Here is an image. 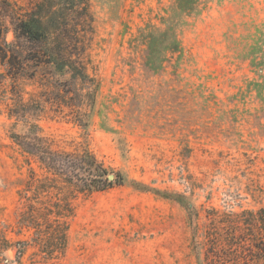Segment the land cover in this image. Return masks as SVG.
<instances>
[{"label":"rangeland","instance_id":"rangeland-1","mask_svg":"<svg viewBox=\"0 0 264 264\" xmlns=\"http://www.w3.org/2000/svg\"><path fill=\"white\" fill-rule=\"evenodd\" d=\"M37 1L10 2L27 21ZM52 3L65 9L46 23L69 30V54L54 60L19 39L17 74L0 62V264H258L264 0ZM3 21L13 44L15 21ZM33 133L54 151L86 147L123 177L71 199L51 257L38 245L50 231L31 223L43 220L37 197L61 194L34 195L42 173L14 142Z\"/></svg>","mask_w":264,"mask_h":264},{"label":"trees","instance_id":"trees-1","mask_svg":"<svg viewBox=\"0 0 264 264\" xmlns=\"http://www.w3.org/2000/svg\"><path fill=\"white\" fill-rule=\"evenodd\" d=\"M10 1L0 0V62L7 66L8 72L12 76L17 74L18 67H20L19 55L21 52L17 43L19 39L36 44L39 55H48L54 60L60 58L57 56L58 54H69L70 46L74 44L72 42L71 44H66L63 41L69 36V30L66 27L59 28L57 25L50 26L46 23V19H53L54 17L51 16H56V11L64 10V7H56L52 0H38L31 6V11L26 16L28 20L20 21L18 19L20 17H18L19 14L14 10L16 6ZM5 18L12 20V22L15 21L12 24V31L16 39L13 44H7L6 42L4 30L6 33L9 29L5 27V22L3 21ZM65 61H69L67 62L69 69L79 80L90 79L94 81L89 78L82 63H72L68 59H65ZM90 87L92 88L88 91L89 96L94 98L98 84ZM33 127L36 128L37 126L33 125ZM14 142L21 152L36 160L37 167L42 173L34 195H47L50 191L61 194L58 202L51 204L39 202L37 197L36 202L42 206L41 211H38V215L43 217L42 221L45 222V226L41 224L42 221H39V219L32 220L31 223L32 229L37 233H42V229L51 232L49 234L52 238L47 245L38 244L41 252L51 257L53 253L62 249L65 245L66 227L63 226V223L72 216L71 199L94 191H104L112 187L113 184L121 185L123 177L120 174H114L115 178L109 180L108 175L112 174V172L99 163L86 147L72 152L54 151L50 148L46 139L38 136L37 133L16 136ZM32 175L35 176V173ZM260 214H264V210H261ZM27 215L30 216V213L22 215L20 220L22 222L26 221L28 219ZM260 223L264 225V218H260ZM8 247L6 246V249ZM256 250L253 257L258 260V264H264V241L258 242ZM18 253L20 255V250ZM17 263L19 264V260Z\"/></svg>","mask_w":264,"mask_h":264},{"label":"water","instance_id":"water-1","mask_svg":"<svg viewBox=\"0 0 264 264\" xmlns=\"http://www.w3.org/2000/svg\"><path fill=\"white\" fill-rule=\"evenodd\" d=\"M112 178H113L112 175H109V176H108V179H109V180H112Z\"/></svg>","mask_w":264,"mask_h":264}]
</instances>
